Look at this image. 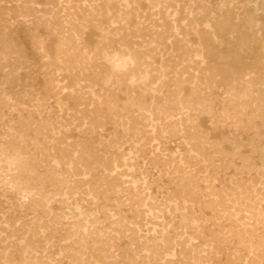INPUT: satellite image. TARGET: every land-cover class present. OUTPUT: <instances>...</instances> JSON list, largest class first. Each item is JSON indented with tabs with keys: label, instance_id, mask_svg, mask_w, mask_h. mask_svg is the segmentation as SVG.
<instances>
[{
	"label": "rangeland",
	"instance_id": "rangeland-1",
	"mask_svg": "<svg viewBox=\"0 0 264 264\" xmlns=\"http://www.w3.org/2000/svg\"><path fill=\"white\" fill-rule=\"evenodd\" d=\"M0 59V264H264V0H0Z\"/></svg>",
	"mask_w": 264,
	"mask_h": 264
},
{
	"label": "bare ground",
	"instance_id": "bare-ground-1",
	"mask_svg": "<svg viewBox=\"0 0 264 264\" xmlns=\"http://www.w3.org/2000/svg\"><path fill=\"white\" fill-rule=\"evenodd\" d=\"M86 1V0H85ZM89 1V0H88ZM60 2V1H59ZM20 3V2H19ZM50 4V3H49ZM56 4V3H55ZM167 4V3H166ZM203 4V3H202ZM53 5H54V2H53ZM55 6V5H54ZM201 6V5H200ZM178 12V11H177ZM27 14V13H26ZM29 14V13H28ZM45 14H47V13H45ZM162 14V13H161ZM30 15V14H29ZM29 15H27V16H29ZM24 17V16H23ZM161 18H163V16H161ZM211 18V17H210ZM29 18H27V20H28ZM29 21V20H28ZM175 21V20H174ZM173 21V22H174ZM226 21V20H225ZM247 21H249V20H247ZM189 23V22H188ZM221 23V22H220ZM223 24H225L224 22H223ZM231 25V24H230ZM166 26V25H165ZM251 26V25H250ZM224 30V29H223ZM225 31V30H224ZM171 32H173V31H171ZM228 32V31H227ZM185 34V33H184ZM226 34V33H225ZM228 34V33H227ZM163 35V34H162ZM201 35V34H200ZM141 37V36H140ZM248 38V37H247ZM160 39V38H159ZM249 39V38H248ZM163 40V39H162ZM250 40H251V38H250ZM122 41V40H121ZM239 41V40H238ZM122 42H124V41H122ZM154 42V41H153ZM8 44V43H7ZM125 44V43H124ZM157 44V43H156ZM35 45V44H34ZM106 45V44H105ZM139 45V44H138ZM39 52V51H38ZM39 54V53H38ZM8 55V54H7ZM9 56V55H8ZM37 58V57H36ZM132 58V57H131ZM39 59V58H38ZM92 59H94V58H92ZM1 60V59H0ZM93 61V60H92ZM134 61V60H133ZM45 68V67H44ZM42 71V70H41ZM44 71V70H43ZM46 71H47V68H46ZM48 72V71H47ZM40 73V72H39ZM45 73V72H44ZM42 74V73H41ZM47 74V73H46ZM43 75V74H42ZM49 75H51V74H49ZM222 75V74H221ZM220 76V75H219ZM39 77V76H38ZM44 77V76H43ZM20 78V77H19ZM216 78V77H215ZM214 78V79H215ZM224 78V77H223ZM43 79V78H42ZM28 80V79H27ZM37 80H39L38 78H37ZM7 82V81H6ZM211 82V81H210ZM11 83V82H10ZM27 83H25V85H26ZM29 84H31V83H29ZM45 84H47V83H45ZM41 85V84H40ZM30 87H31V85H29ZM29 86L27 85V87L29 88ZM35 86V85H34ZM34 88V87H33ZM39 88V87H38ZM45 88V87H44ZM51 88V87H50ZM56 88V87H55ZM54 88V89H55ZM35 90V89H34ZM33 90V91H34ZM44 90V89H43ZM32 91V90H31ZM41 91V90H40ZM43 92H45V91H43ZM59 92V91H58ZM38 93V92H37ZM36 93V94H37ZM52 93V92H51ZM39 94V93H38ZM44 95V94H43ZM31 96V95H30ZM36 97H37V95H35ZM40 96H41V94H40ZM46 96V95H45ZM39 97V96H38ZM44 97V96H43ZM42 97V98H43ZM39 98H41V97H39ZM252 98V97H251ZM36 99V98H35ZM41 100V99H40ZM37 101V100H36ZM105 104H107V106L108 107H111V106H109L108 105V103H105ZM102 108V107H101ZM112 109H114V108H112ZM101 110V109H100ZM115 110V109H114ZM114 110L112 111V112H114ZM111 111V110H110ZM117 114L115 113V116H116ZM123 115V114H122ZM168 115H166V117H167ZM129 119V118H128ZM112 120V119H111ZM113 121V120H112ZM149 121V120H148ZM88 124V123H87ZM123 124H125V123H123ZM127 124H129V123H127ZM168 125V124H167ZM176 125H178V124H176ZM119 126V125H118ZM127 126V125H126ZM151 127V125H149L148 124V127ZM161 126V125H160ZM163 126V125H162ZM161 126V127H162ZM165 126V125H164ZM78 127V126H77ZM156 127V126H155ZM158 127V126H157ZM127 128V130H128V127H126ZM179 128V127H178ZM133 129V128H132ZM132 129H129V130H131L132 131ZM134 129H138V128H134ZM155 129H157V128H155ZM162 130H163V128H161ZM161 129H159V131L161 130ZM143 130V129H142ZM168 130H169V128H168ZM46 131V130H45ZM54 131V130H53ZM130 131V132H131ZM138 131H140V129H138ZM148 131V130H147ZM179 131H180V129H179ZM129 132V133H130ZM134 132V131H133ZM133 132H132V134H133ZM141 132V131H140ZM146 132V131H145ZM153 132V131H152ZM172 133L174 132V130L173 131H171ZM143 133V131L141 132V134ZM157 133V132H156ZM138 134V133H137ZM137 134H136V136H137ZM147 134H148V132H147ZM150 134V133H149ZM152 134V133H151ZM127 135H128V133H127ZM140 135V134H139ZM163 135V134H162ZM132 136V135H131ZM149 136V135H148ZM151 136V135H150ZM153 136V135H152ZM151 136V137H152ZM132 138H134V137H132ZM160 138H161V136H160ZM153 139H155V138H153ZM152 139V140H153ZM192 139H194V138H192ZM134 140V139H133ZM156 140V139H155ZM159 140V139H158ZM135 141V140H134ZM137 141V140H136ZM189 145V144H188ZM194 145V144H193ZM192 146V145H191ZM197 146V145H196ZM140 147V146H139ZM139 147H137V148H139ZM194 147V146H193ZM161 148V147H160ZM191 148V147H190ZM195 148V147H194ZM194 148H192V149H194ZM152 149H153V147H152ZM189 150V149H188ZM196 150V149H195ZM2 154V153H1ZM197 155V154H196ZM156 156V155H155ZM157 157V156H156ZM197 157V156H196ZM62 160V159H61ZM116 160H117V158H116ZM1 162V161H0ZM41 163V162H40ZM63 163V162H62ZM0 168H1V166H0ZM2 179V178H1ZM185 179V178H184ZM185 182V181H184ZM186 184V183H185ZM185 186V185H184ZM207 189H208V187H207ZM189 193V192H188ZM191 194V193H190ZM208 197V196H207ZM261 199V198H260ZM262 200V199H261ZM46 203V202H45ZM233 203V202H232ZM235 203V202H234ZM220 204V203H219ZM149 205V204H148ZM210 205V204H209ZM216 207V206H215ZM236 208H237V206H236ZM222 209H223V207H222ZM229 212V211H228ZM235 212V211H234ZM232 214V213H231ZM220 215V214H219ZM260 215V214H259ZM231 216V215H230ZM235 216V215H234ZM236 218H237V216H236ZM197 219V218H196ZM238 220V219H237ZM262 222V221H261ZM80 224V223H79ZM81 225V224H80ZM196 230V229H195ZM237 236V235H236ZM238 240V239H237ZM240 243V242H239ZM70 247V246H69ZM248 247V246H247ZM159 249V248H158ZM195 259V258H194Z\"/></svg>",
	"mask_w": 264,
	"mask_h": 264
}]
</instances>
